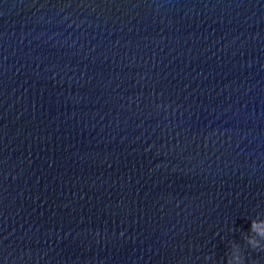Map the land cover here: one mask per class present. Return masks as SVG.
<instances>
[{
	"label": "water",
	"instance_id": "water-1",
	"mask_svg": "<svg viewBox=\"0 0 264 264\" xmlns=\"http://www.w3.org/2000/svg\"><path fill=\"white\" fill-rule=\"evenodd\" d=\"M257 216L264 0H0V264H264Z\"/></svg>",
	"mask_w": 264,
	"mask_h": 264
},
{
	"label": "clouds",
	"instance_id": "clouds-1",
	"mask_svg": "<svg viewBox=\"0 0 264 264\" xmlns=\"http://www.w3.org/2000/svg\"><path fill=\"white\" fill-rule=\"evenodd\" d=\"M232 231V229H229ZM242 238L253 250H264V217H255L250 220V228L246 233L242 232ZM205 260L212 259L205 256ZM224 264H245L241 245L235 240L229 241V249L225 253Z\"/></svg>",
	"mask_w": 264,
	"mask_h": 264
}]
</instances>
